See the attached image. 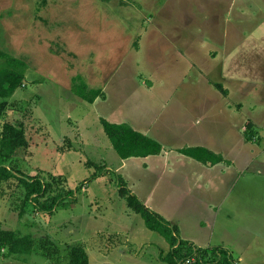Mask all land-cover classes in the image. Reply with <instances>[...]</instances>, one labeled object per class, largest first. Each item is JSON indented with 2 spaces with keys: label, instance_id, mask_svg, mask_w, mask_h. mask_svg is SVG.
<instances>
[{
  "label": "rangeland",
  "instance_id": "rangeland-1",
  "mask_svg": "<svg viewBox=\"0 0 264 264\" xmlns=\"http://www.w3.org/2000/svg\"><path fill=\"white\" fill-rule=\"evenodd\" d=\"M256 21L264 22V0H0V52L27 63L23 85L0 121V148L3 126L24 123L29 147L11 166L44 181L43 206L61 200L44 211L26 200L18 180L0 186L2 227L35 242L28 255L2 251L0 264H69L75 246L85 248L89 264H164L170 245L129 206L120 179L142 200L152 193L153 211L174 222L182 239L204 248L225 245L238 264H264V83L223 82L211 68H190L188 57L178 58L185 48L209 49L210 30L213 39L228 33L232 44L238 24L247 35ZM4 63L0 58V70ZM201 75L217 83L202 84ZM78 76L104 96L94 104L77 97ZM174 92L175 101L192 98L191 106L203 93L214 106L232 107L234 123L244 120L250 164H236L234 179L243 174L233 188L220 187L219 201L228 195L221 204L207 200V206L208 193L202 202L181 196L168 183L174 161L158 176L152 168L157 158L149 159L148 171L130 166L139 158L121 169L101 124L105 119L145 131L160 124L158 113ZM253 119L261 125L256 132L248 129ZM44 240L51 244L49 258L40 248Z\"/></svg>",
  "mask_w": 264,
  "mask_h": 264
},
{
  "label": "crops",
  "instance_id": "crops-1",
  "mask_svg": "<svg viewBox=\"0 0 264 264\" xmlns=\"http://www.w3.org/2000/svg\"><path fill=\"white\" fill-rule=\"evenodd\" d=\"M237 18H242V16L238 15ZM238 26L231 32L233 37L232 44L228 43V33L224 39L219 40L217 38L213 39V37L215 38L216 32L215 30L213 32L210 30L207 32L212 39V42L208 44L209 49L191 47L189 49L185 48L182 51L178 47L180 50L178 58L188 57L187 61L191 65L190 68L197 67L198 65L206 68L205 71L207 72H209L208 68H211L214 75L218 76L223 82L232 81L237 85H241V87H244L245 84L256 85L259 81L264 83V22L259 23L256 21L252 24L247 35L239 32ZM198 52L201 53L194 61V54ZM173 57L177 59V55H173ZM198 81L209 87L217 83L209 77L206 79L203 75H201ZM172 94L169 105L163 107L160 113H158L157 122L160 124L157 125V123H154L142 132L133 128L141 134L159 142L163 147L162 153L157 156L139 158L138 160L134 158L122 160L121 169L131 163L130 161L136 160L137 164L130 165L132 168L135 167L142 171H148L149 159L157 158L159 164L151 166L158 176L165 171L162 167L166 166L167 162L174 161L173 168H176V171L173 172V176L171 177V180L174 177V181L171 182L169 180L168 183L176 188L181 196L202 202L208 193L209 197L205 201L207 206L211 205L207 203V200H210L213 204H221L228 197L227 195L219 201L221 198V188H233L240 180L239 177L243 174V172L239 173L237 179H234L232 173L236 164L241 159L244 160L243 168L245 164L247 166L250 164V160H247L248 158L245 156L246 146L244 134L246 128L244 127V120L240 126L238 123L239 119L237 120L236 116L237 121L234 123L229 112L232 107L214 106V102L207 95L203 96V93L201 94L200 100L196 102V106H191L188 103L192 98H188L184 102L181 100L175 101L179 98V94L176 92ZM197 96L198 94L192 97L195 98ZM223 96L228 98L227 94L225 95L223 93ZM251 124L254 132H256L257 127L261 126L256 119H253ZM239 128H241L240 134ZM235 129H238V132ZM188 148H204L222 157V161L217 164L199 162L181 153L182 150ZM236 150H239L237 151V155H235ZM128 189L134 194L133 188L128 187ZM134 195L137 196L136 194ZM151 199L152 193H149L147 199L143 198V200H140L153 211L155 209L149 203ZM221 208L222 205L217 207V210ZM168 222L178 228L174 222ZM208 226L213 227V224L208 221ZM185 241L193 243L189 240ZM193 244L196 245L195 243ZM196 246L199 247L198 245ZM224 246L219 244L210 246L209 248L221 247L228 250ZM199 248L207 249V247Z\"/></svg>",
  "mask_w": 264,
  "mask_h": 264
},
{
  "label": "trees",
  "instance_id": "trees-1",
  "mask_svg": "<svg viewBox=\"0 0 264 264\" xmlns=\"http://www.w3.org/2000/svg\"><path fill=\"white\" fill-rule=\"evenodd\" d=\"M0 58L4 59L5 67L0 70V121L6 113L8 99H10L16 90L23 85L27 63L17 59L9 54L0 52ZM225 95L227 94L220 85H215ZM74 93L82 100L94 104L95 101L104 96L102 89H93L88 86L81 76L73 79ZM104 131L110 140V143L122 160L131 158H147L157 156L162 153V145L134 130L130 125L111 123L101 119ZM253 130L252 124L248 129ZM252 138V137H251ZM29 141L26 136L24 123H7L1 131L0 148V186L3 183L10 182L12 179L18 180L26 189V200L36 204L39 208L50 212L61 202L59 199L51 206L46 208L40 202L41 198L47 193V185L40 177H30L22 171L11 166L15 154L21 149H28ZM183 155L193 158L202 163L217 164L222 161V157L213 154L204 148H188L182 150ZM118 189L121 195H128L129 206L140 215L145 222L146 227L153 232L160 234L170 245V250L166 256H161L164 264H238L228 250L220 247L199 248L193 243L182 240L176 226L164 219L148 208L137 196L131 193L126 182L122 179L118 181ZM71 193H69V196ZM68 196V197H69ZM48 241H41L40 248L44 251L46 257H51L52 250L48 246ZM35 247V242L30 237H21L16 232L5 230L0 223V254L4 250L13 255L31 254ZM69 264H89V256L82 246L72 247L70 251Z\"/></svg>",
  "mask_w": 264,
  "mask_h": 264
},
{
  "label": "built area",
  "instance_id": "built-area-1",
  "mask_svg": "<svg viewBox=\"0 0 264 264\" xmlns=\"http://www.w3.org/2000/svg\"><path fill=\"white\" fill-rule=\"evenodd\" d=\"M188 264H189V262H188Z\"/></svg>",
  "mask_w": 264,
  "mask_h": 264
}]
</instances>
